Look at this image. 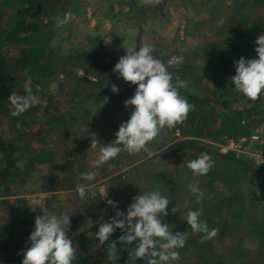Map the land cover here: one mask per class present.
<instances>
[{
    "label": "trees",
    "instance_id": "16d2710c",
    "mask_svg": "<svg viewBox=\"0 0 264 264\" xmlns=\"http://www.w3.org/2000/svg\"><path fill=\"white\" fill-rule=\"evenodd\" d=\"M72 2L0 0V206L4 214L0 221V262L3 264H22L23 253L31 247L29 237L35 230V218L43 215L29 209L21 199L11 200L8 196L14 187H25L43 166H59L60 144H50L49 139L57 135L66 143L70 134L73 136L78 131L73 126L79 118L77 115L87 108L86 99L92 101L90 111L104 106L113 115L121 112L122 117L111 121L107 128L110 143L116 138L121 123L130 119L129 111H134V106L125 107V101L134 96L137 85L118 79L114 72L120 56L107 50L103 43L71 53H60L55 46L57 20L66 14ZM217 29L219 37L202 43L192 52V59L186 58L180 66L164 63L173 74V82L176 76L188 81V87L180 89V93L194 105L187 119L171 128L184 137L171 147L186 150L192 159L201 153L209 155L215 162L212 170L206 176L196 177L192 171L190 175L202 191L204 180H209L223 183L227 192L217 194L212 202L203 198L197 203L187 185L180 193L170 188L166 195L171 202L169 214L162 219L174 234L185 232L187 235L185 246L177 249L180 259L176 264H264V171L251 160L219 153L205 141L239 137L248 134L255 124L264 122V95L256 102L249 101L235 91L231 82L236 74L234 62L241 57L258 59L255 41L264 34V0H231ZM76 68H82L94 78L78 76L74 72ZM60 74L73 83L65 93L71 101L67 111L62 110L64 100L45 89V84ZM28 80L34 93L36 86H40L41 104L13 117L8 97L13 92L25 95L24 84ZM112 84L119 88L118 94L111 91ZM223 90L230 96L222 94ZM30 122L37 125L34 130L26 129ZM69 164L74 166L73 162ZM54 172L53 169L41 174L44 191L58 187ZM69 172L73 173L74 169L70 167ZM76 185L68 187L75 189ZM181 193L186 199H181ZM109 199L118 207H109ZM133 200L123 201L111 188L105 198L97 195L85 200L75 191L69 201L77 216H69L70 226L66 229L76 249L73 264H113L108 259V244L100 245L95 233L117 211L126 214ZM93 208H100L105 214L97 218L91 214ZM173 208H176L175 214ZM197 209L209 229L219 230L209 241L201 242L202 234H194L187 224V213ZM121 235L122 231L117 229L110 240L118 241ZM117 247L120 251L115 264H146L143 260L130 261L127 246L118 244Z\"/></svg>",
    "mask_w": 264,
    "mask_h": 264
},
{
    "label": "rangeland",
    "instance_id": "374dc122",
    "mask_svg": "<svg viewBox=\"0 0 264 264\" xmlns=\"http://www.w3.org/2000/svg\"><path fill=\"white\" fill-rule=\"evenodd\" d=\"M229 3L231 0H153L152 4L144 5L141 0H73L66 12H71L72 19L63 28L55 26L53 41L60 53L92 49L103 43L107 50L120 57L127 54V49L138 51L141 46L150 45L155 58L166 61L171 66H180L186 58L192 59V52L202 43L219 37L217 26ZM170 60L173 63L169 64ZM74 72L80 77L94 78V75L87 74L82 68H76ZM66 79L64 74H60L45 84L48 92L64 100L63 111H67L71 103L65 93L73 85L71 80ZM222 94L229 95L227 91ZM91 105L90 99L84 101L87 108L81 115H77L79 118L73 126L78 131H74L73 136L68 133L71 137L65 141L67 144L58 139L60 137L57 135L49 139L50 144H60L57 156L59 166L55 165L57 169L51 165L43 166L25 187H14L9 199H21L31 210L43 212L40 209L43 207L58 216H77L69 201L76 188L68 186L73 183H89L81 179V174L96 171L93 165L99 157V146L89 150L92 136L95 134L102 145L110 143L106 137L107 128H110L111 121L122 117L121 112L113 115L109 107L104 106L91 108L90 111ZM241 106L243 105L237 107ZM131 112L129 111L130 114ZM36 126L30 122L26 129L34 130ZM183 138L179 132L166 128L149 146L156 153L152 158H148L143 152L135 156L127 152L120 153L104 165L99 170V175L90 182L95 185V196L107 197L109 188L123 201L132 200L142 192L160 191L166 196L170 188L180 193L185 185L196 183L190 175L191 170L187 168L188 161L192 160L189 153L181 148L171 147L174 142ZM205 141L211 145L210 142H214L207 139ZM71 162L74 166L69 164ZM70 167L74 169L73 173L69 172ZM53 169L58 187L53 191H44L45 181L41 180V174ZM159 173L165 176L156 177ZM208 181L204 180L205 201L212 202L217 194L227 192L223 183ZM183 198L186 199V196L181 193V199ZM2 209L0 206V221L4 216ZM91 214L99 218L105 213L100 208H93Z\"/></svg>",
    "mask_w": 264,
    "mask_h": 264
},
{
    "label": "clouds",
    "instance_id": "9594fccd",
    "mask_svg": "<svg viewBox=\"0 0 264 264\" xmlns=\"http://www.w3.org/2000/svg\"><path fill=\"white\" fill-rule=\"evenodd\" d=\"M144 5H150L153 0H141ZM72 19L71 12L58 19L57 28H63ZM255 51L258 59L241 57L234 62L236 74L231 82L235 91L242 93L249 101L256 102L264 95V34L259 35L255 41ZM150 45H143L138 51L127 49V54L122 56L115 65L114 72L118 79L137 85L132 98L125 101V107L132 108L130 119L121 123L115 139L108 144H100L93 134L90 149L99 146V157L94 161L95 172L82 173L81 179L88 181L86 184H77L76 191L81 200L94 197L95 185L90 183L99 170L120 153L127 152L135 156L141 152L148 158L156 155L150 150V144L156 140L165 129L174 128L183 123L189 113L194 109L186 97L182 96L180 89L188 87V81L175 77L168 71L167 65L152 55ZM169 64L173 61H169ZM25 95L12 93L8 100L12 106L10 114L19 117L29 109L41 104L38 93L41 91L36 86L35 93L31 80L24 84ZM111 91L119 93L116 84H112ZM215 162L206 153H201L196 159L189 160L187 168L194 176H206L214 167ZM196 202L203 200L204 193L198 182L188 185ZM106 197V196H105ZM170 200L160 191L142 192L134 197L127 213L117 211L114 217L99 225L95 233L100 245L108 244V259L115 264L119 259L118 244L127 246L130 261L143 260L146 264H176L180 259L177 249L183 248L187 241L185 232H171L169 225L162 218L168 216ZM109 207H118L116 202L107 200ZM43 215L35 218V230L29 240L31 247L23 253L22 264H73L76 260V249L69 238L66 229L70 226L68 215L51 214L46 208L40 207ZM176 213V208L172 209ZM202 213L199 209L187 213V224L194 234H202L201 242L209 241L218 235V229H209L206 221L200 219ZM120 229L123 235L118 241L110 240L114 232ZM135 245L134 247H130Z\"/></svg>",
    "mask_w": 264,
    "mask_h": 264
},
{
    "label": "built area",
    "instance_id": "2783aa9c",
    "mask_svg": "<svg viewBox=\"0 0 264 264\" xmlns=\"http://www.w3.org/2000/svg\"><path fill=\"white\" fill-rule=\"evenodd\" d=\"M210 143L219 153L251 160L256 167L264 171V122L255 124L248 134L225 137L223 141Z\"/></svg>",
    "mask_w": 264,
    "mask_h": 264
}]
</instances>
